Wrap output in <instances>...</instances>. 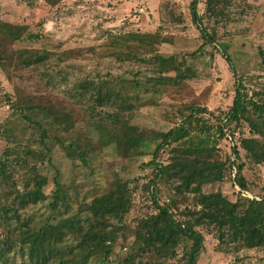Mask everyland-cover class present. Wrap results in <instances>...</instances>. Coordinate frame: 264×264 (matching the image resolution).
Wrapping results in <instances>:
<instances>
[{
    "label": "trees",
    "instance_id": "obj_1",
    "mask_svg": "<svg viewBox=\"0 0 264 264\" xmlns=\"http://www.w3.org/2000/svg\"><path fill=\"white\" fill-rule=\"evenodd\" d=\"M44 1L55 7L64 0ZM234 2L192 0L200 35L191 51L160 55L159 46L169 42L163 25L108 31L93 49L64 51L29 71L17 68L37 62L27 63L16 45L41 36L2 19L0 5V71L14 84L0 122V264H198L208 236L221 254L264 252V73L238 75L232 68L233 102L219 114L198 101L160 103L188 87L181 71L187 61L199 68L219 51L231 61L204 21L234 22ZM165 12L164 23L183 22L173 9ZM93 52L96 59L84 61ZM107 61L127 66L105 73L100 66ZM158 61L169 64L130 66ZM147 109L169 128L137 124ZM103 155L113 161L104 163ZM140 158H149L141 163L143 176L116 169L115 160ZM66 161L74 169L69 175ZM180 207L213 217L197 227L180 219Z\"/></svg>",
    "mask_w": 264,
    "mask_h": 264
},
{
    "label": "rangeland",
    "instance_id": "obj_2",
    "mask_svg": "<svg viewBox=\"0 0 264 264\" xmlns=\"http://www.w3.org/2000/svg\"><path fill=\"white\" fill-rule=\"evenodd\" d=\"M191 2L192 0H64L57 6L50 7L44 0H0V5L2 19L14 24L28 25L32 33L41 36L39 40L16 45V48L26 52L24 55L27 63L37 62L34 67L32 65L23 68L19 65L17 68L19 71H29L41 69L57 61L64 51L93 49L103 41L108 31L144 33L156 31L163 25V35L169 38V42L159 46L160 55H170L178 49L191 51L198 45L200 35L191 18ZM165 6L181 16L183 22L164 23ZM205 9V3L202 2L199 13L203 15ZM230 11L234 22L216 25L214 20L205 19L204 23L210 31L213 28L216 30L220 47L227 50L231 61L220 51L215 53L213 61L207 59L203 62L205 65L199 68L195 67L194 62L187 61L181 71L182 76L187 78L188 87L181 93L165 95L160 102L163 108L172 103L191 100L198 101L200 105L219 114L226 111L233 102L235 77L232 68L238 75L264 73L260 54L264 53V0H235ZM95 55L93 52L84 61L95 60ZM168 64L158 61L152 64L130 63V66L144 70H165ZM108 66L107 61L100 67L106 73ZM126 66L116 64L109 68L114 75H118ZM13 92L14 84L0 71V122L9 114L4 95ZM159 114L156 110H143L136 123L149 128H169ZM223 147L228 150L229 142L225 141ZM103 158L104 163L113 161L112 156L103 155ZM148 159L140 158L135 162L115 160L118 162L116 169L124 177L143 176L145 172L140 166ZM71 165L66 161L62 166L67 175L74 171ZM261 177L264 187V167L261 168ZM178 213L180 219L192 221L197 227L213 217L212 214L203 216L204 218L192 215L186 207H180ZM216 245L217 241L208 236L206 251L198 264H264V252L239 249L237 256L225 255L216 250ZM236 257L238 260H235Z\"/></svg>",
    "mask_w": 264,
    "mask_h": 264
}]
</instances>
